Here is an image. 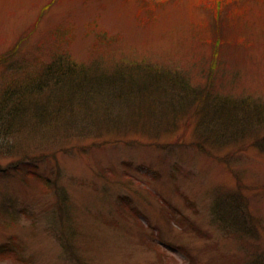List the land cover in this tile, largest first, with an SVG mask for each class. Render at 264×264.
I'll return each mask as SVG.
<instances>
[{
  "label": "rangeland",
  "instance_id": "374dc122",
  "mask_svg": "<svg viewBox=\"0 0 264 264\" xmlns=\"http://www.w3.org/2000/svg\"><path fill=\"white\" fill-rule=\"evenodd\" d=\"M147 1L0 0V77L61 53L106 72L150 64L264 106V0ZM194 108L10 138L0 264H264V150L251 145L264 124L214 140Z\"/></svg>",
  "mask_w": 264,
  "mask_h": 264
},
{
  "label": "trees",
  "instance_id": "16d2710c",
  "mask_svg": "<svg viewBox=\"0 0 264 264\" xmlns=\"http://www.w3.org/2000/svg\"><path fill=\"white\" fill-rule=\"evenodd\" d=\"M154 1L157 2H147ZM221 1L232 0H215L213 8H218ZM68 57L56 53L48 61L35 57L23 66L7 67L0 77V152L12 150L10 138L17 135L30 140L34 135L53 131L71 134L85 125L92 127L91 131L105 125L135 127L142 120L147 121L146 113L150 115L152 107L158 108L159 117L163 110H170V115L190 106L195 107L196 113L204 111L201 119L215 134L214 140L229 128L236 136L264 124L262 104L249 97L233 100L213 95L208 87L210 82L199 90L176 72L150 64L118 65L106 72L98 66L77 64ZM126 100L128 104L124 105ZM251 142L264 150V134ZM197 145L203 151V145ZM18 163L19 160L9 167L18 170ZM7 252L0 247L1 257Z\"/></svg>",
  "mask_w": 264,
  "mask_h": 264
}]
</instances>
